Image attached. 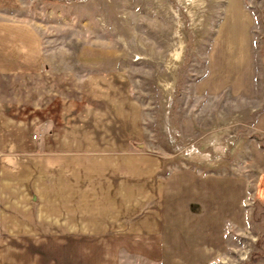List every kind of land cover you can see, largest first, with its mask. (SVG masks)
Instances as JSON below:
<instances>
[{"label":"rangeland","instance_id":"rangeland-1","mask_svg":"<svg viewBox=\"0 0 264 264\" xmlns=\"http://www.w3.org/2000/svg\"><path fill=\"white\" fill-rule=\"evenodd\" d=\"M74 172L83 260L151 231L117 264H264V0H0L5 240L59 231Z\"/></svg>","mask_w":264,"mask_h":264},{"label":"crops","instance_id":"crops-1","mask_svg":"<svg viewBox=\"0 0 264 264\" xmlns=\"http://www.w3.org/2000/svg\"><path fill=\"white\" fill-rule=\"evenodd\" d=\"M124 115V114H123ZM126 122V121H124ZM77 127V126H76ZM70 131H74L75 128ZM49 146V145H47ZM46 146V147H47ZM49 148V147H47ZM51 148V147H50ZM59 150H78L83 149L82 141L63 142L57 146ZM64 164L77 163L80 166V158L72 156L62 158L60 161ZM67 177L59 173L58 179L62 181L59 185L57 218L52 226L57 228L56 231L48 236L42 237L33 235L26 239L16 238L13 242L5 240L3 234H0V264H117L118 250L123 249L127 253L140 254L150 259H162V237L157 236L154 232L140 233L138 236L132 234H118L114 236L96 237L92 244L100 247V251L85 252L86 259L83 260V237L81 234L84 222L82 221V203L83 195L82 181L83 173H66ZM66 180L73 182L74 185H66ZM76 189L72 191L73 188ZM73 197V199H71ZM98 211V210H97ZM3 211L0 209V229L7 226L3 218ZM33 224L32 229L39 228ZM149 223L147 227H152ZM154 230V229H153ZM8 245H12L8 246ZM26 246V247H15ZM160 246L158 248L157 246Z\"/></svg>","mask_w":264,"mask_h":264}]
</instances>
